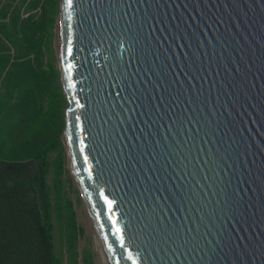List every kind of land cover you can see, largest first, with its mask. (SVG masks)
Returning <instances> with one entry per match:
<instances>
[{
    "label": "water",
    "instance_id": "1",
    "mask_svg": "<svg viewBox=\"0 0 264 264\" xmlns=\"http://www.w3.org/2000/svg\"><path fill=\"white\" fill-rule=\"evenodd\" d=\"M56 26L108 264H264V0H60Z\"/></svg>",
    "mask_w": 264,
    "mask_h": 264
},
{
    "label": "trees",
    "instance_id": "2",
    "mask_svg": "<svg viewBox=\"0 0 264 264\" xmlns=\"http://www.w3.org/2000/svg\"><path fill=\"white\" fill-rule=\"evenodd\" d=\"M59 5L0 6V264L93 262L87 247L79 249L83 229L62 195L67 102L49 48Z\"/></svg>",
    "mask_w": 264,
    "mask_h": 264
},
{
    "label": "rangeland",
    "instance_id": "3",
    "mask_svg": "<svg viewBox=\"0 0 264 264\" xmlns=\"http://www.w3.org/2000/svg\"><path fill=\"white\" fill-rule=\"evenodd\" d=\"M6 1L7 0H0V6L4 5ZM7 18H5V20ZM56 22H57V14L55 15L54 22L51 28L52 37H51L49 48L52 52V57H53L52 61L54 65L58 67L56 53L54 50V39H55V35L57 32ZM61 140H62V137H61ZM58 153H59L58 151H53L50 153L51 168H50V172L48 176L49 181H51L52 179L53 170L58 160L57 159ZM61 161H62L63 172L60 178L62 179L63 185H64L63 186L64 190L62 192V195L65 199H69L72 202L73 208L75 210L77 223L83 229V233L80 236L79 242H78L79 249H82L83 247H87L92 252V261H93L92 264H108L107 259L104 255V252L102 250L99 238L97 236L93 223L90 219L89 213L86 209L85 203L79 194L74 177L71 173L65 147H64V152H63Z\"/></svg>",
    "mask_w": 264,
    "mask_h": 264
},
{
    "label": "built area",
    "instance_id": "4",
    "mask_svg": "<svg viewBox=\"0 0 264 264\" xmlns=\"http://www.w3.org/2000/svg\"><path fill=\"white\" fill-rule=\"evenodd\" d=\"M14 4H17V3H19V2H21V1H25V2H28V1H30V0H11Z\"/></svg>",
    "mask_w": 264,
    "mask_h": 264
}]
</instances>
